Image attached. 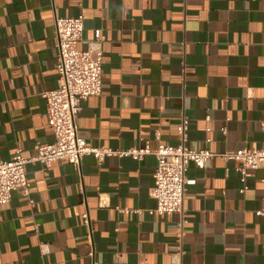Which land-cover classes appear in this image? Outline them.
Masks as SVG:
<instances>
[{
  "label": "crops",
  "instance_id": "crops-1",
  "mask_svg": "<svg viewBox=\"0 0 264 264\" xmlns=\"http://www.w3.org/2000/svg\"><path fill=\"white\" fill-rule=\"evenodd\" d=\"M79 15L77 48L102 38L104 60L75 121L85 142L177 146L185 118V146L213 156L188 167L170 216L150 196L153 156L27 164L29 196L0 206V264H264L263 172L241 194L237 163L219 157L264 145V0H0V160L53 141L54 18Z\"/></svg>",
  "mask_w": 264,
  "mask_h": 264
},
{
  "label": "built area",
  "instance_id": "built-area-1",
  "mask_svg": "<svg viewBox=\"0 0 264 264\" xmlns=\"http://www.w3.org/2000/svg\"><path fill=\"white\" fill-rule=\"evenodd\" d=\"M84 18H54V39L57 49L56 73L61 85L49 90L42 96L45 100L47 123L52 129L53 141L50 144H36L35 156L25 158L20 150L9 160H0V206L8 204L11 194L19 189L29 196V183L26 178V165L31 162L42 164L48 168L54 162H67L78 167L82 158L91 156L100 166L110 156L130 157L141 161L145 156H153L156 168L153 174V186L150 196L156 202L155 212L170 216L182 213L184 192L188 180L186 172L190 165L202 169L213 156L208 150L195 151L185 146L187 122L182 119L176 131L181 144L172 146L159 144L154 150L148 147H132L123 151H114L107 147L91 146L78 134L75 121L80 114L81 102L92 96H98L102 90V66L104 63L101 44L103 39L97 38L89 42L86 50H79L77 43L81 40ZM264 130V123L262 126ZM221 134H225L222 128ZM223 161L237 163L235 171L239 174L242 185L239 192L247 189L248 172L260 169L263 172L262 208L260 216H264V145L257 150H237L220 154ZM82 218L86 222L87 214Z\"/></svg>",
  "mask_w": 264,
  "mask_h": 264
}]
</instances>
